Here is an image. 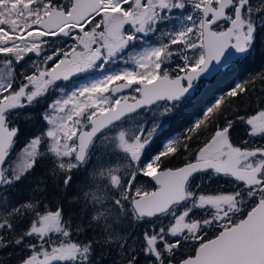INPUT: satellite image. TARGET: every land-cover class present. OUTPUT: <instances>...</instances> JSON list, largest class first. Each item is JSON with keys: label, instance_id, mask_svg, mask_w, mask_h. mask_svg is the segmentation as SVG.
<instances>
[{"label": "snow or ice", "instance_id": "1", "mask_svg": "<svg viewBox=\"0 0 264 264\" xmlns=\"http://www.w3.org/2000/svg\"><path fill=\"white\" fill-rule=\"evenodd\" d=\"M262 32L264 0H0V249L15 264H102L97 248L111 264H264V69L152 151L162 119ZM94 154L91 213L74 218L55 192ZM42 162L52 194L31 181Z\"/></svg>", "mask_w": 264, "mask_h": 264}, {"label": "trees", "instance_id": "2", "mask_svg": "<svg viewBox=\"0 0 264 264\" xmlns=\"http://www.w3.org/2000/svg\"><path fill=\"white\" fill-rule=\"evenodd\" d=\"M264 69V32L258 33L256 48L254 52L249 55L247 58H239L233 62L228 68L218 73L212 80L207 81L205 87L200 88L196 93L188 98V101L179 109V111L172 114L168 120L166 126L158 134V139L155 140L152 145V151L159 149L161 144L170 138H174L187 128L189 123L196 119L197 115L201 110L206 107L208 104L213 102L214 98L220 95L222 92L226 91L231 85L240 80L241 78H246L254 73H257L259 70ZM237 137L243 136V126L238 125V131L234 134ZM45 176L48 180V191L50 194L53 193L51 177L47 175V168L45 167L41 174L36 170L33 174L31 181L35 180L38 177ZM26 184L23 188H26ZM71 190L69 187L66 191L55 192V195L61 200L65 208L66 213L72 214L74 218L83 215L86 218L89 215V208L82 212L79 202L75 201L72 204H68L66 199L70 196ZM72 198L77 196L72 194ZM77 202V203H76ZM72 207V205H76ZM91 235V233H89ZM13 252L12 247H8ZM103 249V248H98Z\"/></svg>", "mask_w": 264, "mask_h": 264}, {"label": "rangeland", "instance_id": "3", "mask_svg": "<svg viewBox=\"0 0 264 264\" xmlns=\"http://www.w3.org/2000/svg\"><path fill=\"white\" fill-rule=\"evenodd\" d=\"M167 26V25H166ZM140 49V45L137 44L134 48L130 49L129 51L134 53L135 51H138ZM124 65L122 63L120 64H117V65H114L112 68H111V71H119L121 67H123ZM207 83H202L199 87L200 88H203L205 87ZM198 87V89H199ZM169 118V117H168ZM168 118H165V119H162L161 123H162V127L159 129L158 133H157V136L158 134L160 133V131L163 130V128L166 126L167 124V120ZM150 119V118H149ZM25 140V139H24ZM24 140L21 142V145L22 146L24 144ZM18 145V147H20ZM96 163V155L94 154L93 156V159L92 161L89 163V165L87 166V168L85 169H81V170H77V171H74L73 173V180H72V183L71 185L69 186V190H71V194L70 196L66 199V202L69 204H72L73 202L77 201L79 202V205L81 207V211L82 209L84 208V201H83V198H82V192L80 191L81 188H83L84 186H86V184L88 183V180H89V176H88V173L89 171L91 170L92 166ZM48 168L49 165L47 164V162H42L41 165L39 166V168ZM38 171L39 174H41V169H36ZM35 170V171H36ZM44 170V169H43ZM39 178V177H38ZM38 178H36L35 180H33L32 182L33 183H38ZM205 183L207 184L208 182L205 181ZM28 184V183H27ZM30 185H26V188L24 187V189L26 190ZM213 190H216L217 186L216 187H211ZM74 194L76 195L77 199H74L71 197V195ZM76 202V203H77ZM77 204L74 206L72 205V207H76ZM88 209V208H87ZM86 209V210H87ZM85 210V211H86ZM84 212V211H83ZM91 213V208L89 207V214ZM88 217V215L86 216V218ZM1 252L3 253H0V264H13L15 262H11V260H8V259H5L6 255L9 256L8 252H7V249H0ZM108 252L109 254L108 255H105V253ZM97 256L99 257L98 259H101V256L104 257V259H110V261L112 262V258L115 256V253L114 252H111L109 248H103V249H98L97 248ZM111 262L109 264H111ZM108 264V263H106Z\"/></svg>", "mask_w": 264, "mask_h": 264}, {"label": "flooded vegetation", "instance_id": "4", "mask_svg": "<svg viewBox=\"0 0 264 264\" xmlns=\"http://www.w3.org/2000/svg\"><path fill=\"white\" fill-rule=\"evenodd\" d=\"M99 72H93V73H90V74H81L79 77L75 78L74 82L72 83H67V82H61V85L62 86H67V88L71 89V88H74L76 87L78 84L80 83H88L94 79H97L99 77ZM44 105H40L39 108L37 109V120L35 122L33 121H28L27 123H25L23 120L21 121V124L22 126L24 127V136H21L19 142H18V145L20 146L21 145V142L28 136V135H31L34 131L37 130V127L39 126V124L41 122H39L38 120V114L39 112L43 109ZM37 169H41V172L43 171L44 168H37ZM217 184L216 183H212L211 187H216ZM213 190V189H212ZM226 190V189H224ZM7 249V252L8 254H11V255H6L5 259H8V260H11V262H14V260L16 261L17 257H18V250L17 249H14L13 248V252H11L12 250L9 249V248H6ZM0 253H3L0 251ZM98 255V254H97ZM97 258H99L97 256ZM101 260H102V264H106V263H110V259L108 261V259H104L103 256H101ZM15 264V262L13 263Z\"/></svg>", "mask_w": 264, "mask_h": 264}, {"label": "water", "instance_id": "5", "mask_svg": "<svg viewBox=\"0 0 264 264\" xmlns=\"http://www.w3.org/2000/svg\"><path fill=\"white\" fill-rule=\"evenodd\" d=\"M240 58L239 56H236L235 54H233V59L230 61H226L223 65L217 67L215 65L212 66V68L210 69L209 73L205 75V77H202L200 81L197 82V85L202 81V80H210L212 79L216 74H218L219 72H221L222 70H225L232 62H234L236 59ZM196 85V87H197ZM196 89V88H195ZM195 89L193 91V93L195 92ZM192 93V94H193Z\"/></svg>", "mask_w": 264, "mask_h": 264}]
</instances>
